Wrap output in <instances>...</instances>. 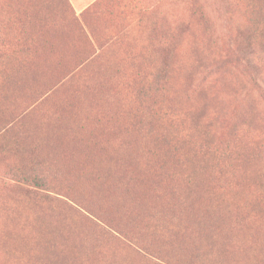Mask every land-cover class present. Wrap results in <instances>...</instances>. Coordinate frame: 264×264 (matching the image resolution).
I'll list each match as a JSON object with an SVG mask.
<instances>
[{"label": "rangeland", "instance_id": "rangeland-1", "mask_svg": "<svg viewBox=\"0 0 264 264\" xmlns=\"http://www.w3.org/2000/svg\"><path fill=\"white\" fill-rule=\"evenodd\" d=\"M119 2L0 0V264H264V0Z\"/></svg>", "mask_w": 264, "mask_h": 264}, {"label": "trees", "instance_id": "trees-1", "mask_svg": "<svg viewBox=\"0 0 264 264\" xmlns=\"http://www.w3.org/2000/svg\"><path fill=\"white\" fill-rule=\"evenodd\" d=\"M69 10L71 11L72 15L74 16V20H76L77 23L81 24L82 22V29L80 31L82 32V36L85 37L86 40H88L87 33H92L94 30H96V26L94 25V21H97L98 28L104 30L106 27L105 25L101 26L100 22L105 21L109 16V10H116L118 11L121 9V2L118 0H99L96 4H94L91 8H89L87 11L83 12L80 16H77L75 10L73 9L71 3L69 0H63ZM118 14V13H116ZM92 24V25H91ZM80 42L82 41L79 40ZM168 50V49H167ZM152 60L154 59V55L152 53Z\"/></svg>", "mask_w": 264, "mask_h": 264}, {"label": "crops", "instance_id": "crops-1", "mask_svg": "<svg viewBox=\"0 0 264 264\" xmlns=\"http://www.w3.org/2000/svg\"><path fill=\"white\" fill-rule=\"evenodd\" d=\"M77 16H80L83 12L87 11L99 0H69Z\"/></svg>", "mask_w": 264, "mask_h": 264}]
</instances>
